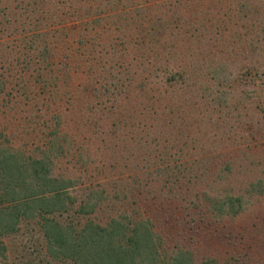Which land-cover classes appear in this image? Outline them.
I'll return each instance as SVG.
<instances>
[{"label":"trees","instance_id":"16d2710c","mask_svg":"<svg viewBox=\"0 0 264 264\" xmlns=\"http://www.w3.org/2000/svg\"><path fill=\"white\" fill-rule=\"evenodd\" d=\"M183 38L218 44L185 63ZM237 45L264 50V0H0V106L35 122L16 138L0 112V264H195L142 204L218 218L264 193L261 176L228 184L260 163L248 147L264 135V94L251 87L264 66L233 71L221 51ZM107 148L96 185L87 171ZM61 157L77 174L57 169Z\"/></svg>","mask_w":264,"mask_h":264},{"label":"rangeland","instance_id":"374dc122","mask_svg":"<svg viewBox=\"0 0 264 264\" xmlns=\"http://www.w3.org/2000/svg\"><path fill=\"white\" fill-rule=\"evenodd\" d=\"M249 35L250 31H248V36ZM180 40L183 41L184 38ZM249 40L250 38L248 37V41ZM182 41H178L177 43L179 46H177V48L180 49L177 59L179 60L180 58L185 63L192 62L188 54L194 59H199L201 54L203 55L215 50V46L218 44L217 42L214 44L215 41L213 39H205V41L198 43L194 41H190L189 43ZM209 41L211 43H209ZM193 51H200L201 54L198 53L195 54V56ZM221 54L223 55L222 58L231 64L233 71L236 68H243L247 63L253 61L254 64H258L262 67L264 66V50L261 47L253 49V51L250 52L246 45H243L241 48L239 45L235 47L230 46V48L226 46L222 49ZM258 81H262L261 84L251 85V87L260 90V92H262L261 94H264V73L256 80V82ZM60 104V108L62 109V100H60ZM251 108H253V106L247 111H251ZM3 111H5L6 118H10V122L5 118L1 119V122L10 124V130L14 132L16 138H18L21 132L25 134L27 131L33 130L35 125L33 116L31 119H29V117L27 119L25 115H22L23 113L20 112V108L18 111L16 109V112H12L13 108H8V104L6 106H0V112ZM71 115L72 114L68 112L65 116H62L64 126H67L71 132H75L74 135L77 136L76 140L78 143H81V134H79L80 130H78V128H80L78 127L79 124L72 119L73 116ZM34 118L36 119L37 117ZM30 126H32V128ZM244 126L245 125L237 129L246 130L247 127ZM18 127L24 128L17 131ZM86 142L87 141L83 139V145L89 147L91 151H95L96 147L93 142L91 141L89 144ZM242 144L244 145L245 141L242 142ZM248 148V151L254 153L253 158L258 159L260 163L251 167L247 172H235L234 176L229 177L228 184L238 186L242 184L246 176L249 178L261 176L264 183V135L255 137L249 143ZM247 157L251 158L252 156L249 157L246 153L245 156L238 159L240 162L246 164V161H248ZM250 166L252 165H248V167ZM79 167L80 165H78V162L74 160V158L66 160L61 157L57 161V169L67 174H77ZM87 172V174H89L88 178L94 180L96 185L99 183L103 184L108 180V174L110 173V171L108 172V148L102 153L99 166L90 164V169H88ZM198 185L197 187L205 186L203 184ZM217 186H220V183L218 185H211L213 189H216ZM154 201L153 198H148L142 205L147 208L153 221L156 223V227L159 228L169 244L176 242L177 244H183L191 248L195 264H198L200 258L205 255L214 256L220 262L229 259L233 264H264V193L253 196L244 210L237 215L213 218L209 212L202 211V213L193 216L194 220H191L189 209H187L188 212H186L183 205H180L178 208V202L165 200L161 203L156 200L154 203ZM158 207H160V209ZM162 207H168L169 213H171L172 208L173 213H171L169 218L166 216V210ZM154 208L155 210L152 211Z\"/></svg>","mask_w":264,"mask_h":264}]
</instances>
